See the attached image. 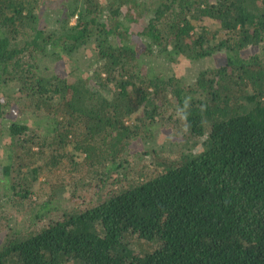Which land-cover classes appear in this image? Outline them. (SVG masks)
<instances>
[{
	"label": "trees",
	"instance_id": "16d2710c",
	"mask_svg": "<svg viewBox=\"0 0 264 264\" xmlns=\"http://www.w3.org/2000/svg\"><path fill=\"white\" fill-rule=\"evenodd\" d=\"M0 264H264V0H0Z\"/></svg>",
	"mask_w": 264,
	"mask_h": 264
},
{
	"label": "rangeland",
	"instance_id": "374dc122",
	"mask_svg": "<svg viewBox=\"0 0 264 264\" xmlns=\"http://www.w3.org/2000/svg\"><path fill=\"white\" fill-rule=\"evenodd\" d=\"M144 19H147V17L144 18ZM73 20H74V19H73ZM204 24H206V26H207L209 29H211V30H220V29L218 28L217 23H215V22L212 21V20H206V21H204ZM222 35H223V31L220 30V32H218V36H222ZM216 60H218V57H216ZM208 62H209V60H206L205 62H203V64L206 65ZM86 63H89V62H87V61L83 62V63L81 64V68H82V70H85L88 74H90V72L93 70V68L96 66V64L93 65V64H92V61H90V63H89L90 65H89L88 67H86V66H85ZM201 65H202V63L199 64V66H201ZM191 67H192V66H191ZM191 67H189V66H185L184 69H183L184 72H186V73H187V72H190V71H191ZM193 67H196V65H194ZM188 68H189V69H188ZM85 71H84V72H85ZM137 115H138V113L133 114L132 116H130V118H127V119H126V122L130 124V122L134 121L133 118H136ZM41 129H43V128H41ZM166 139H167V136H164V135H162V134H158L157 137H156V139H155V142H156V143L164 144V149H166L167 146H168V144L166 143ZM65 150H66L67 152L71 153L72 155H74V157H75L76 159H80V154L72 148V145H71V144H69L68 146H66V147H65ZM136 158H138V157H136ZM136 158H135V159H136ZM66 191H68V192H66ZM71 192H72V189H68V188H66V187H64V188H62V189L59 188V190H58V195H59L60 200L63 199V198L68 197V195H69ZM92 194H94V193H92ZM69 204L72 206V202H69ZM131 246H132V247H135V248H136V247H138V248H139V247H145V249H146V248L150 247L151 245H150L149 242L146 243V242H145L144 240H142V239H137L136 237H135V238L132 237V238H131ZM138 248H136V249H138Z\"/></svg>",
	"mask_w": 264,
	"mask_h": 264
}]
</instances>
